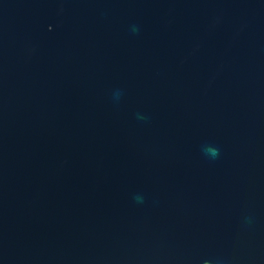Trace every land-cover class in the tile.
<instances>
[{
    "label": "water",
    "instance_id": "water-1",
    "mask_svg": "<svg viewBox=\"0 0 264 264\" xmlns=\"http://www.w3.org/2000/svg\"><path fill=\"white\" fill-rule=\"evenodd\" d=\"M0 264H264V0H0Z\"/></svg>",
    "mask_w": 264,
    "mask_h": 264
}]
</instances>
